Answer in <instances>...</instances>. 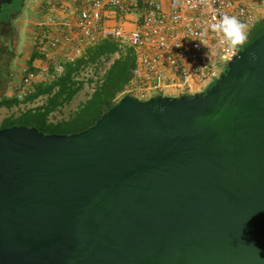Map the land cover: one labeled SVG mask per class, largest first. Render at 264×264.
Wrapping results in <instances>:
<instances>
[{
	"label": "water",
	"instance_id": "obj_1",
	"mask_svg": "<svg viewBox=\"0 0 264 264\" xmlns=\"http://www.w3.org/2000/svg\"><path fill=\"white\" fill-rule=\"evenodd\" d=\"M0 264H264V34L205 92L0 129Z\"/></svg>",
	"mask_w": 264,
	"mask_h": 264
},
{
	"label": "built area",
	"instance_id": "obj_2",
	"mask_svg": "<svg viewBox=\"0 0 264 264\" xmlns=\"http://www.w3.org/2000/svg\"><path fill=\"white\" fill-rule=\"evenodd\" d=\"M41 13L35 25L37 57L10 87L9 98L26 100L91 49L115 41L135 54L121 98L131 95L145 102L172 97V91L194 95L214 86L263 20L264 0H45ZM222 16L244 25L241 44L231 47L213 31Z\"/></svg>",
	"mask_w": 264,
	"mask_h": 264
},
{
	"label": "trees",
	"instance_id": "obj_3",
	"mask_svg": "<svg viewBox=\"0 0 264 264\" xmlns=\"http://www.w3.org/2000/svg\"><path fill=\"white\" fill-rule=\"evenodd\" d=\"M24 6V0H19L12 5H4L0 10V32L1 26L5 23H14V15L19 14ZM264 34V21L258 23L256 29L251 34L249 44L254 42ZM0 40L3 38L0 35ZM7 51L14 55L11 40L6 44ZM1 50V49H0ZM4 52V51H2ZM118 55L104 74L103 78L97 83L94 93L81 106V108L74 114V116L65 122L57 124L50 122V115L57 111L62 106L71 102L73 98L82 90V84L74 80V75L84 65L95 63L104 56ZM1 56V55H0ZM37 54L33 53L29 65H32L36 59ZM135 67V54L133 49L129 47H122L118 42L105 41L99 46L91 49L86 58L77 61L75 64L67 65L64 76L55 82L47 85H40L36 92L28 97L25 102H34L35 100L46 96L47 102L37 108L28 109L22 112L16 118L6 119L0 129H6L13 126H27L29 128H36L40 132L50 134H76L80 133L93 125L102 117L104 113L115 106L121 99V93L128 85L132 71ZM2 76L0 70V84H2L7 77ZM20 105L18 99H11L6 96L0 98V108H12ZM17 122V123H15Z\"/></svg>",
	"mask_w": 264,
	"mask_h": 264
},
{
	"label": "rangeland",
	"instance_id": "obj_4",
	"mask_svg": "<svg viewBox=\"0 0 264 264\" xmlns=\"http://www.w3.org/2000/svg\"><path fill=\"white\" fill-rule=\"evenodd\" d=\"M17 1L19 0H15V3H17ZM44 1L45 0H24L22 11L13 16L16 22L15 26L10 23H5L1 26L0 35L3 40H0V70L2 76L10 74L11 77L8 76L7 80L0 84V98L2 96L8 97L7 93H9L10 87L15 81L18 82L20 80L24 68L29 66V60L35 49L34 41L35 34L37 33L35 25L42 18L41 11L44 7ZM8 40L12 42V47L14 49L13 57H11V54L8 56L9 53L6 52L7 46L4 44H6ZM116 57H118V55L104 56L95 63L82 66L74 75V80L82 84V90L71 102L53 112L49 117L50 122L57 124L59 122L69 121L94 93L97 83L103 78ZM171 96L178 97L180 93L178 91H172ZM46 102L47 97L44 96L34 102L20 101V105L18 106L0 108V127L6 119L16 118L22 112L40 107Z\"/></svg>",
	"mask_w": 264,
	"mask_h": 264
},
{
	"label": "clouds",
	"instance_id": "obj_5",
	"mask_svg": "<svg viewBox=\"0 0 264 264\" xmlns=\"http://www.w3.org/2000/svg\"><path fill=\"white\" fill-rule=\"evenodd\" d=\"M212 29L222 36V42H226L231 47L241 44L246 39L244 25L235 17L222 16L218 23L212 25Z\"/></svg>",
	"mask_w": 264,
	"mask_h": 264
},
{
	"label": "flooded vegetation",
	"instance_id": "obj_6",
	"mask_svg": "<svg viewBox=\"0 0 264 264\" xmlns=\"http://www.w3.org/2000/svg\"><path fill=\"white\" fill-rule=\"evenodd\" d=\"M15 24H16V22L14 21L13 26H15ZM16 31H17V29H16ZM16 34H17V36H18V33H17V32H16ZM248 45H249V43H248L246 46H248ZM246 46H245V47H246ZM245 47H244V48H245Z\"/></svg>",
	"mask_w": 264,
	"mask_h": 264
},
{
	"label": "crops",
	"instance_id": "obj_7",
	"mask_svg": "<svg viewBox=\"0 0 264 264\" xmlns=\"http://www.w3.org/2000/svg\"><path fill=\"white\" fill-rule=\"evenodd\" d=\"M261 16H264V14H261L260 17H261ZM262 21H264V19H263ZM3 108H5V107H3ZM2 125H3V124H1V126H2ZM0 128H1V127H0Z\"/></svg>",
	"mask_w": 264,
	"mask_h": 264
}]
</instances>
